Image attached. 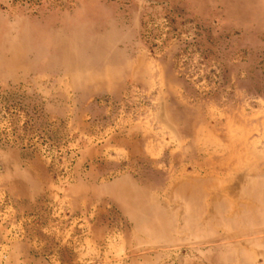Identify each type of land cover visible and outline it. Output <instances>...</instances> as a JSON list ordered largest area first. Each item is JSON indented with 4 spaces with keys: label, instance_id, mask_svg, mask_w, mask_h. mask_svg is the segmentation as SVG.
<instances>
[{
    "label": "rangeland",
    "instance_id": "374dc122",
    "mask_svg": "<svg viewBox=\"0 0 264 264\" xmlns=\"http://www.w3.org/2000/svg\"><path fill=\"white\" fill-rule=\"evenodd\" d=\"M262 174L264 0H0V264H264Z\"/></svg>",
    "mask_w": 264,
    "mask_h": 264
},
{
    "label": "bare ground",
    "instance_id": "6f19581e",
    "mask_svg": "<svg viewBox=\"0 0 264 264\" xmlns=\"http://www.w3.org/2000/svg\"><path fill=\"white\" fill-rule=\"evenodd\" d=\"M239 183V182H238ZM186 187H188L189 189V193H190V198H194V196L197 194L198 192V186L195 185L194 183L188 182ZM237 190V189H235ZM239 193L242 197L244 196H248L250 197L254 202L257 203H261L263 202L264 205V174L257 176V177H251V176H246L244 178L241 179L240 181V186H239ZM204 195H206V192L204 193ZM189 198V199H190ZM187 198L186 202L183 204V214L185 216L184 219V224L186 226L189 227V231L197 236L201 235H208L211 234L214 227L216 226H225L226 228H231V226L233 225H237L240 226V228L243 226H241V222L243 220V222L247 224L248 220H247V216L248 217H252L254 218L255 221H257V217H256V211H254L252 208L247 210L245 209H241L239 213L234 214L232 216H218L217 211L213 212V214L211 216H201L200 213L199 214H195L194 211V206L191 205V202ZM189 200V201H188ZM261 210H263L264 212V206L263 209L261 208ZM220 214V213H219ZM163 214H156L153 217V214L151 215L153 217H150L151 221L150 222H146L148 215L146 216V220L144 221L145 218H141L140 214L137 213L136 215H134L133 219L136 222V224L138 225V227H143L146 231L151 230L153 233H156V228L157 222H160V218L162 217ZM256 217V218H255ZM148 219V220H150ZM143 220V221H142ZM253 220V219H252ZM144 222V224H142ZM245 224V225H246ZM257 224V223H256ZM255 223H251L250 224V228L253 229V236L258 235L262 232H260L258 229L259 227H257ZM244 228H249L247 226H244ZM158 229V228H157ZM144 230V231H145ZM242 234L240 235L241 238L244 239H248V234L241 232ZM250 240V239H249ZM249 240L244 241V245H247V242H249ZM257 242V240H253V242L251 241V244H255ZM237 242H235L236 244ZM249 244V243H248ZM237 248L240 249V246ZM242 252V249H240Z\"/></svg>",
    "mask_w": 264,
    "mask_h": 264
},
{
    "label": "crops",
    "instance_id": "0c3cea01",
    "mask_svg": "<svg viewBox=\"0 0 264 264\" xmlns=\"http://www.w3.org/2000/svg\"><path fill=\"white\" fill-rule=\"evenodd\" d=\"M42 174H43V172H42ZM14 196H15L14 197L15 203H18V205H19L18 210H20V211L23 210V211H25V213H26V211L31 213L33 211V209L35 208L34 206L37 203V201L39 200L41 194H38L35 192H31V193L22 192V193H15ZM18 198H19V200H18ZM159 212H161V211H157L156 214H160ZM161 214H163V213H161ZM162 217H163V215H162Z\"/></svg>",
    "mask_w": 264,
    "mask_h": 264
}]
</instances>
